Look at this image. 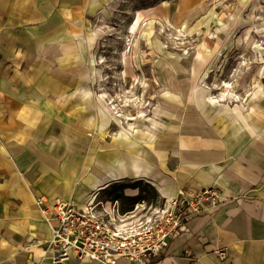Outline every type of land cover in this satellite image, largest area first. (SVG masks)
I'll use <instances>...</instances> for the list:
<instances>
[{
    "label": "rangeland",
    "instance_id": "1",
    "mask_svg": "<svg viewBox=\"0 0 264 264\" xmlns=\"http://www.w3.org/2000/svg\"><path fill=\"white\" fill-rule=\"evenodd\" d=\"M61 15L54 64L42 72L38 55L30 54L23 71L14 72L23 87L5 88L4 72L0 80V122H8L11 104L44 114L35 144L42 152L36 150L38 162L29 163L33 176L39 161L53 154L61 165L76 163L79 182L101 168L103 157L111 165L117 154L131 156L133 145L148 153L164 139L172 113L198 97L197 86L207 102L245 108L264 101V0H76ZM47 79L60 83L54 98L47 94L52 89L40 86ZM183 80L192 81L187 97ZM118 180L130 185L125 197H142L131 186L135 180ZM104 185L91 190L97 200L109 198L111 186ZM86 188L84 179L73 198L82 201ZM154 193L143 195L151 199Z\"/></svg>",
    "mask_w": 264,
    "mask_h": 264
},
{
    "label": "crops",
    "instance_id": "2",
    "mask_svg": "<svg viewBox=\"0 0 264 264\" xmlns=\"http://www.w3.org/2000/svg\"><path fill=\"white\" fill-rule=\"evenodd\" d=\"M75 2L0 0V80L6 73L5 88L23 87L14 72L23 71L27 55H38L42 72L46 65L54 64L62 9L73 8ZM73 19L70 15L67 20ZM24 81L28 87V80ZM191 84L181 81V88L186 87L183 97ZM40 86L52 89L47 94L54 98L60 83L47 79ZM197 88L198 97H189L187 105L181 103L180 114L172 113L173 123L166 121L163 129L164 139L148 153L133 145L131 156L117 154L116 163L110 165L103 157L101 168L91 170L79 182L76 163L61 165L55 154L39 159L36 174H29V163L38 162L36 152L41 151L35 147L36 131L44 114L38 108L23 111L11 104L8 122H0V264H51V252L46 248L50 228L33 205L32 192L49 200L60 196L83 205L91 190L109 178L143 179L150 193L165 199L183 187L210 186L220 194L217 206L190 217L186 230L170 239L148 264H264V101L254 99L251 103L255 105L245 108L223 101L212 103ZM84 179L87 191L82 201H76L74 190ZM133 201L121 197L122 208ZM220 247L227 248L226 259L214 256L213 250ZM82 263L98 264L79 259L73 252L64 264ZM118 264L133 263L119 260Z\"/></svg>",
    "mask_w": 264,
    "mask_h": 264
},
{
    "label": "built area",
    "instance_id": "3",
    "mask_svg": "<svg viewBox=\"0 0 264 264\" xmlns=\"http://www.w3.org/2000/svg\"><path fill=\"white\" fill-rule=\"evenodd\" d=\"M120 182L113 180L104 186L112 189ZM140 194L142 197H134L124 208L121 197L109 196L101 201L97 192L91 193L83 205L60 196L50 200L44 195L34 196L33 202L50 228L51 264H64L71 252L98 264H118L119 260L148 264L170 239L186 230L190 217L221 201L218 190L210 186L180 188L168 199L158 194L149 199L144 192ZM213 254L226 259L227 248H216Z\"/></svg>",
    "mask_w": 264,
    "mask_h": 264
},
{
    "label": "trees",
    "instance_id": "4",
    "mask_svg": "<svg viewBox=\"0 0 264 264\" xmlns=\"http://www.w3.org/2000/svg\"><path fill=\"white\" fill-rule=\"evenodd\" d=\"M128 186H130V185L120 184L118 186H114L112 188V191H110L109 196H111V197H123L122 189L124 187H128ZM131 186L137 187L140 192H144V193H145V191H147L146 188H148L147 185H145V184L141 185V182L139 183V181H135V183H132ZM133 199H135V198H133Z\"/></svg>",
    "mask_w": 264,
    "mask_h": 264
},
{
    "label": "bare ground",
    "instance_id": "5",
    "mask_svg": "<svg viewBox=\"0 0 264 264\" xmlns=\"http://www.w3.org/2000/svg\"><path fill=\"white\" fill-rule=\"evenodd\" d=\"M103 59V58H102ZM223 85H225V86H228V84H223ZM101 99L103 100L104 98H105V96L104 95H101ZM129 118V117H128ZM113 179L112 178H109V179H106L105 181H103L102 183H100V185L102 186V185H104L105 183H107V182H109V181H112ZM118 180V179H117Z\"/></svg>",
    "mask_w": 264,
    "mask_h": 264
}]
</instances>
